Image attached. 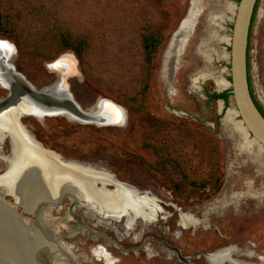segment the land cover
Wrapping results in <instances>:
<instances>
[{
  "label": "rangeland",
  "instance_id": "rangeland-1",
  "mask_svg": "<svg viewBox=\"0 0 264 264\" xmlns=\"http://www.w3.org/2000/svg\"><path fill=\"white\" fill-rule=\"evenodd\" d=\"M237 2L0 0V9L9 14L16 35L0 31V41L15 42L18 54L13 62L29 81L42 88L57 79L47 62L68 51L61 49V31L86 36L89 45L82 50V58L72 50L80 61L81 75L69 79L71 91L84 108L102 96L127 112L124 126L82 123L64 115L42 121L22 118L44 147L65 159L93 164L86 168L127 184L113 183L103 175L94 177L96 186H103L104 198L126 208L122 214L110 207L96 213L116 219L125 215L128 229L136 219L149 222L138 220L131 234L118 238L113 227L91 225L88 222L95 219L84 216L82 207L75 210L85 224L103 234L92 238L78 233L60 242L66 249L74 244V252L88 256L87 264H104L102 260L106 264H188L175 250L188 257L189 264H218L209 253H230L223 264H264V152L259 145L243 143L225 124L230 104L209 100L205 94V90L217 91L210 74L229 80ZM188 11L191 15L184 23L197 22L199 12L198 22L182 65L170 74L163 69L164 59L174 49L169 39ZM155 31L161 33L162 42L148 72L144 35ZM249 42L251 84L264 107V0L259 1ZM69 57L76 69L74 57ZM7 93L0 86V98ZM8 129L19 137L15 128ZM0 148L3 156L9 155L10 139ZM5 169L0 157V174ZM7 199L14 203L12 196ZM69 207L66 197L47 215L56 217V222L46 218L55 227L58 242L73 229L64 220ZM181 215L191 219L189 226L182 224ZM114 225L123 230V221ZM140 231L136 241L133 235ZM55 262L68 264L64 258Z\"/></svg>",
  "mask_w": 264,
  "mask_h": 264
},
{
  "label": "bare ground",
  "instance_id": "bare-ground-1",
  "mask_svg": "<svg viewBox=\"0 0 264 264\" xmlns=\"http://www.w3.org/2000/svg\"><path fill=\"white\" fill-rule=\"evenodd\" d=\"M4 40L12 46V50L2 49V51L6 53L12 52L13 54V43L8 39ZM74 59L76 62V69H74V61L69 57V54L68 56L63 55L55 64L62 78L66 79L69 76L80 75L78 61L75 57ZM11 61L13 62V60ZM209 76L214 78L217 89L223 90L229 86L228 82L223 77L212 74ZM206 77L207 75L203 77V79ZM87 110L93 112L97 111L105 117L104 121H99L98 123L93 122L99 125L124 126L127 120V114L124 108L107 97H99L94 106H91ZM68 119L78 121L75 117H68ZM224 122L231 126L232 130L238 134L243 143L247 144L249 147L259 145L260 150L264 152L262 145L255 139H252L242 123L236 120V112L233 107L228 109L225 114ZM8 126L15 128L19 135L18 138L8 129ZM4 132H8L9 135L4 137ZM33 136L34 135L27 130L22 120H20L18 108L10 112L6 117L0 118V140L2 138L5 140L9 138L11 145L9 155L3 156L0 153V157L6 166V172L0 174V222L5 225L0 228V264H3L5 261H12L13 264H42L37 259L36 250L38 251L39 248L43 249L46 247H51V250H57L59 246L60 250L62 249L61 244L55 237V233L51 232L52 234H49L52 237V240H50V236L48 234L45 235L44 230L39 229L37 226H33L29 220L19 217L15 209L2 197V194H12L17 204H21L24 207L26 206V208L34 207V209L37 207V203L55 202L66 193L74 196V200L78 199L87 203L91 212L97 211L103 213L107 207H110L114 213L122 214L126 209L123 204L111 202L110 199L104 198L103 186L98 188L95 184L94 177L103 175L111 178L113 183H121L122 181H114L111 175L97 171L98 169H87L86 167L93 168L89 163L87 165L79 161L62 159L57 154L43 147ZM3 142L4 140L2 142L0 141V145H2ZM60 160L66 161L67 164L62 165L63 162L61 163ZM115 180L117 179L115 178ZM101 182L103 184L106 183L105 181ZM122 183L126 184L124 182ZM126 185H124V187H126ZM50 212V210L45 212V217L49 215ZM46 218L52 223L56 222V219L53 217L48 218L47 216ZM67 220L72 224L74 231L81 232L85 230L82 226V222L77 218L70 216ZM181 220L183 225H190V218L181 215ZM45 223L46 226L50 228L48 222ZM66 256H68V253L64 249L58 251V253H55V256H51L52 264L57 263L55 262L57 260L66 258Z\"/></svg>",
  "mask_w": 264,
  "mask_h": 264
},
{
  "label": "water",
  "instance_id": "water-1",
  "mask_svg": "<svg viewBox=\"0 0 264 264\" xmlns=\"http://www.w3.org/2000/svg\"><path fill=\"white\" fill-rule=\"evenodd\" d=\"M258 0H239L236 3V11L235 18L232 23L231 30V41L229 44L230 47V65H229V80L225 79L229 86L223 91H228L229 96V104L230 107H233L236 112V120L240 121L242 125L246 128L249 136L255 139L262 147L264 148V115L256 105L253 96L250 91L249 84V76H248V48H249V39H250V30L252 25V20L255 12V7ZM202 5V2H201ZM199 12L197 14V22L199 17ZM190 11L187 12L185 17L181 20L179 26L172 34L170 41L173 39V52L170 57L164 59V70L168 73L173 74L176 72L177 68L182 65V55L185 51V48L193 35L195 30V26L197 22L191 23L190 26H187L184 23V20L190 16ZM192 18V17H191ZM13 43V54L12 52H4L0 49V86L8 90L6 96L0 98V118L6 117L10 112L15 109H19V118L22 120L25 116H33L38 120L42 121L45 117L48 116H56V115H64L68 117H75L79 122L82 123H91L93 122L104 121L105 117L98 113L97 111H89L88 108H84L75 98L73 92L71 91V86L69 83V79L73 76H69L66 79L62 78L59 74V70L55 67V64L59 61V59L63 55H73L78 64H80L79 59L76 54L72 51V49H68V51L61 53L55 59L47 62V67L50 71L57 74V79L50 85L44 86L42 88H37L31 81L27 79V77L20 72L15 64L11 61L18 54V48L12 40ZM169 41V42H170ZM14 57H13V56ZM80 69V68H79ZM59 75V76H58ZM81 75V71H80ZM218 92H223L217 89ZM223 100V99H222ZM224 101V100H223ZM94 106V105H93ZM96 106V105H95ZM104 107V105H103ZM123 107V106H122ZM90 108V107H89ZM124 108V107H123ZM125 109V108H124ZM127 114V112H126ZM75 121V120H74ZM25 125V124H24ZM99 125V124H96ZM100 126H109V125H100ZM4 137L9 135L8 132H4ZM5 139H1L2 142ZM62 165L67 164L66 161L60 160ZM6 170L3 172V174ZM12 196V194H10ZM2 194V197L15 209L16 214L19 217H23L25 220L28 219L33 226H37L39 229L45 231L46 234H52L55 232V227L46 226V217L45 212L56 208L59 203L66 197L72 199L71 211L78 206L87 207V214L89 215H97L98 213L91 212L89 210V206L84 201L74 200V196L69 193H66L59 200L51 203H42L39 202L36 204V208H26L21 204H17L15 202L12 204L7 196ZM13 202V201H12ZM39 205V206H38ZM18 206L22 208V212H26L31 214V217H27L18 211ZM35 206V205H34ZM11 207V208H12ZM53 208V209H52ZM108 218V214L105 215ZM69 216H67V219ZM45 219V220H44ZM116 219V218H115ZM82 221V220H80ZM68 223V220H67ZM3 223L0 222V228H2ZM52 232V233H51ZM83 233V231H81ZM94 236H96V232L91 231ZM56 233V232H55ZM76 234L74 230H70L68 234L61 235V240L59 243L65 242V237H73ZM50 236V235H49ZM52 237L50 236V240ZM49 246V245H48ZM64 248L60 250V246L57 250H51L49 248H43L37 251L36 256L39 262L42 264H52L51 256H55V253L58 251H62ZM67 249L69 252L72 251L70 247ZM173 249V248H172ZM175 250V249H174ZM179 257L189 264V258L181 256L178 250H175ZM230 253L222 254V253H209L207 256L216 260L219 263L223 264L225 260L229 259ZM70 258V255L66 256ZM3 264H13L12 261H5Z\"/></svg>",
  "mask_w": 264,
  "mask_h": 264
},
{
  "label": "trees",
  "instance_id": "trees-1",
  "mask_svg": "<svg viewBox=\"0 0 264 264\" xmlns=\"http://www.w3.org/2000/svg\"><path fill=\"white\" fill-rule=\"evenodd\" d=\"M259 1L260 0H258L256 9H255L252 24L254 22V19L256 18V13L258 10ZM36 13L39 14L40 10L38 9L36 11ZM0 31L5 32L7 34H10L12 36H16L13 33L14 32L13 26H12V22H11V18L9 16V14L3 12L1 9H0ZM251 31H252V26H251L250 34H251ZM58 32H59L58 30L55 31V33H57V34H58ZM59 36L61 37V42H62L61 49L62 50H67V49L75 50L78 57L82 58V55L84 54V52H83L84 49L86 50V47H88V45H89L88 38L86 36L76 35L72 32L70 33V32H62V31L59 34ZM161 42H162V36H161V33L159 31L151 32V33L144 35V43H143L144 45L143 46H144V50H145V57H146L145 62H146V66L148 68V72H150L149 68L152 64L154 53L157 51ZM248 75L250 78V74H249V48H248ZM251 85L252 84H250V87H251ZM205 94L208 96L209 100L223 99L226 105L229 104L230 94L228 93V91L210 92L208 90H205ZM253 98H254L256 105L258 106V108L260 109V111L264 115V107L258 101L255 94H253Z\"/></svg>",
  "mask_w": 264,
  "mask_h": 264
},
{
  "label": "flooded vegetation",
  "instance_id": "flooded-vegetation-1",
  "mask_svg": "<svg viewBox=\"0 0 264 264\" xmlns=\"http://www.w3.org/2000/svg\"><path fill=\"white\" fill-rule=\"evenodd\" d=\"M238 2H239V0H238ZM257 3H258V1H257ZM256 6H257V4H256ZM258 8H259V6H258ZM255 9H256V7H255ZM258 11V10H257ZM255 13V12H254ZM252 26V25H251ZM250 43V42H249ZM249 74H250V69H249ZM249 76V75H248ZM249 84H251V75H250V78H249ZM250 91H251V94H252V96H253V94H255L254 93V90H253V88H252V85H251V87H250ZM254 99V98H253ZM259 101V100H258ZM260 102V101H259ZM263 114V113H262ZM127 119V118H126ZM127 121V120H126ZM126 121H125V124H126ZM26 126V125H25ZM28 130V129H27ZM29 131V130H28ZM31 133V132H30ZM34 137V136H33ZM34 139L38 142V143H40L43 147H44V145L41 143V142H39L35 137H34ZM46 148V147H45ZM47 149H49V148H47ZM51 152H53V153H55V154H57L56 152H54L53 150H51V149H49ZM58 155V154H57ZM59 156V155H58ZM61 157V156H60ZM62 159H65V158H63V157H61ZM66 160H69V159H66ZM79 162H83V163H86V164H88L87 162H84V161H79ZM90 164V163H89ZM91 165H93V164H91ZM97 167H103V166H97ZM105 168V167H104ZM114 174V173H113ZM142 191V190H141ZM68 198V197H67ZM69 200H70V207H69V209H68V214L66 215V216H64L65 218H64V220H66L67 221V216H69V218H70V216H72V217H75V218H77V219H79V220H82V218L77 214V213H75V210H77V209H79V208H81L82 206H78V207H76L74 210H73V213H72V211H71V204H72V199H70L69 198ZM63 201V200H62ZM59 205H60V203H59ZM58 205V206H59ZM57 206V207H58ZM56 207V208H57ZM56 208H54L53 210H55ZM83 208V214H84V216H86V217H88V218H91V219H95V221L96 222H91V221H89L88 223L89 224H91V225H94V224H98V225H101V226H106V227H113L114 228V231L116 232V234H117V236H118V238H122V236H126V235H129V234H131L132 233V230L133 229H135L136 227H135V225H136V223H138V220H140V221H142V222H144V223H149V222H146L145 220H141V219H136L135 220V225L133 226V228L132 229H128L127 228V226H126V223H125V220H126V216L125 215H122L121 217H120V219H115V218H112V217H110V218H108L107 216H105V215H101V214H97V215H89V214H87L86 212H87V207H85V206H83L82 207ZM52 210V211H53ZM53 217V216H52ZM53 218H56V217H53ZM69 221V220H68ZM114 221H117V222H119V221H123V226H122V231L121 230H119L118 228H117V226H115L114 225ZM82 222V226H83V228L85 229V230H83L84 232L82 233V232H76V234H87L88 236H90V237H92V238H97V237H99V236H103V234H97L96 236H94V234L91 232V231H94L93 229H91L90 228V226L89 225H87V224H85L84 223V221L82 220L81 221ZM95 232V231H94ZM75 234V235H76ZM139 235V236H138ZM135 236H137V237H135ZM55 237H56V234H55ZM133 237L136 239V241L137 240H139L140 239V237H141V231L140 232H138V233H135L134 235H133ZM57 239V238H56ZM58 241V240H57ZM98 246V245H97ZM64 247V246H63ZM71 247L72 248H74L75 247V245L73 244H71ZM96 247V246H95ZM95 247H91V249H90V252L92 253V255H94V253H93V249L95 248ZM65 248V247H64ZM66 249V248H65ZM67 250V249H66ZM95 256V255H94ZM65 260H67V263L68 264H87L86 263V261L85 260H88L89 258H88V256L86 257V255L84 254V253H76V252H74L73 250L70 252V258H68V257H66V258H64ZM103 262H104V264H106V262L104 261V260H102Z\"/></svg>",
  "mask_w": 264,
  "mask_h": 264
},
{
  "label": "snow or ice",
  "instance_id": "snow-or-ice-1",
  "mask_svg": "<svg viewBox=\"0 0 264 264\" xmlns=\"http://www.w3.org/2000/svg\"><path fill=\"white\" fill-rule=\"evenodd\" d=\"M0 49H8L9 51H11L12 46L8 44L6 41H0Z\"/></svg>",
  "mask_w": 264,
  "mask_h": 264
}]
</instances>
